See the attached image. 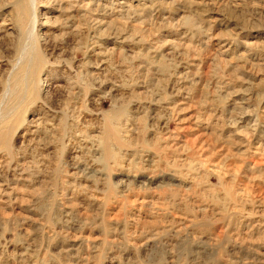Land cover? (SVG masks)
<instances>
[{
	"label": "rangeland",
	"instance_id": "1",
	"mask_svg": "<svg viewBox=\"0 0 264 264\" xmlns=\"http://www.w3.org/2000/svg\"><path fill=\"white\" fill-rule=\"evenodd\" d=\"M0 264H264V0H0Z\"/></svg>",
	"mask_w": 264,
	"mask_h": 264
},
{
	"label": "bare ground",
	"instance_id": "2",
	"mask_svg": "<svg viewBox=\"0 0 264 264\" xmlns=\"http://www.w3.org/2000/svg\"><path fill=\"white\" fill-rule=\"evenodd\" d=\"M4 134V133H3Z\"/></svg>",
	"mask_w": 264,
	"mask_h": 264
}]
</instances>
